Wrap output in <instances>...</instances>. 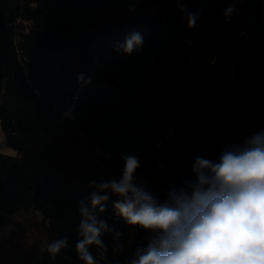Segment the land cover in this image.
<instances>
[{"label": "trees", "instance_id": "1", "mask_svg": "<svg viewBox=\"0 0 264 264\" xmlns=\"http://www.w3.org/2000/svg\"><path fill=\"white\" fill-rule=\"evenodd\" d=\"M117 6L127 15L102 18ZM133 33L142 43L126 53ZM0 130L16 151L0 152V227L40 212L0 235V264H84L80 208L121 178L123 157L163 202L196 157L218 161L264 130V0H0ZM117 199L93 211L107 261L125 264L151 234ZM63 237L55 256L42 250Z\"/></svg>", "mask_w": 264, "mask_h": 264}, {"label": "clouds", "instance_id": "2", "mask_svg": "<svg viewBox=\"0 0 264 264\" xmlns=\"http://www.w3.org/2000/svg\"><path fill=\"white\" fill-rule=\"evenodd\" d=\"M141 43L140 34L133 33L124 51L131 53ZM123 160L121 178L93 184L97 191L91 194V209L80 208L76 250L84 264H98L89 251L92 245L100 260L110 264L101 239L110 229L93 211L99 206L103 212L109 195L118 197L113 204L118 216L151 234L125 264H264V130L225 149L218 161L196 157L194 179L170 189L163 202L134 181L138 158ZM66 246L63 237L42 250L55 256Z\"/></svg>", "mask_w": 264, "mask_h": 264}, {"label": "rangeland", "instance_id": "3", "mask_svg": "<svg viewBox=\"0 0 264 264\" xmlns=\"http://www.w3.org/2000/svg\"><path fill=\"white\" fill-rule=\"evenodd\" d=\"M127 13H128V8L117 6L113 8L104 9L101 12V15L103 19L116 20L124 15H127ZM224 71H225L223 72L224 75L231 76L232 75L231 65H228ZM0 152L11 155L16 153L15 149L6 143L5 135L1 130H0ZM38 217H40V212L34 210L33 208H25L20 211H17L13 214L11 222L9 224L0 227V235L5 233L8 229H10L15 224V222L30 221ZM131 236H132V232H131Z\"/></svg>", "mask_w": 264, "mask_h": 264}]
</instances>
